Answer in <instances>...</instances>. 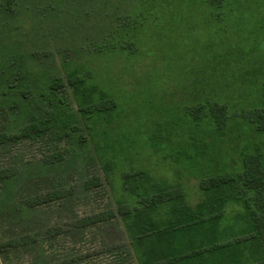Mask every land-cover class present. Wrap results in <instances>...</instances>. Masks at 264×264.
Wrapping results in <instances>:
<instances>
[{"label":"trees","instance_id":"trees-1","mask_svg":"<svg viewBox=\"0 0 264 264\" xmlns=\"http://www.w3.org/2000/svg\"><path fill=\"white\" fill-rule=\"evenodd\" d=\"M14 3L0 0V13H12ZM191 3L199 10L219 0ZM145 21L115 19L94 53L132 57ZM1 52L0 117L10 114L24 122L14 135L0 130V147L49 140L51 151L40 170L69 167L80 157L85 163L97 161L104 181L118 196L115 209L77 221L79 228L118 217L135 264H264V67L252 73L247 86L225 84L231 93L253 98L249 109H233L218 95L198 93L189 104L169 105L150 103L149 95L139 102L141 94L135 93V106L125 109L82 63L64 59L63 73L36 71L30 65L35 64L34 54L5 47ZM193 77L200 78L198 73ZM206 84L193 81L195 90ZM145 151L196 180L201 200L192 206L182 184L155 179L135 167ZM19 174L0 170V214L16 197L24 172ZM102 185L101 177L92 175L83 187L88 191ZM69 191L57 187L36 192L24 204L35 209L68 197ZM40 232L19 233L0 244V253L34 250L43 237ZM47 232L51 236L60 230Z\"/></svg>","mask_w":264,"mask_h":264},{"label":"rangeland","instance_id":"rangeland-1","mask_svg":"<svg viewBox=\"0 0 264 264\" xmlns=\"http://www.w3.org/2000/svg\"><path fill=\"white\" fill-rule=\"evenodd\" d=\"M125 17L147 20L137 36V53L132 57L94 53L115 19ZM4 47L34 54L35 64L30 65L36 71L63 73L64 59L84 64L125 109L135 106V93L141 94L139 102L149 95L150 103L160 105L189 104L197 93L218 95L233 109H249L253 98L231 93L225 84L235 81L239 87L247 86L252 73L264 67V0H219L199 10L193 9L191 0H15L12 13H0V60L5 57ZM193 47L198 48L191 53ZM196 73L200 78L193 77ZM194 80L207 84L195 90ZM23 122L7 114L6 119L0 117V130L14 135ZM50 145L49 140H20L0 147V170L24 172L13 202L1 208L0 244L19 233L40 230L43 234L32 251L0 253V264H135L118 217L85 228L76 223L115 209L118 196L104 181L99 163H85L80 157L72 166L42 171L40 162L50 154ZM134 165L155 179L182 184L190 205L201 200L198 182L161 156L145 151ZM92 175L101 177L103 185L86 191L84 182ZM57 187L68 188L70 195L26 208L24 200L29 196ZM48 229L60 232L48 236Z\"/></svg>","mask_w":264,"mask_h":264}]
</instances>
